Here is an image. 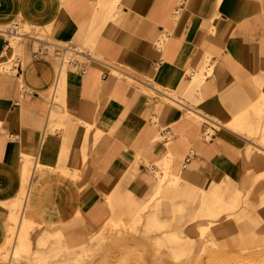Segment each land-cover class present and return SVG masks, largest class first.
Listing matches in <instances>:
<instances>
[{
  "label": "crops",
  "instance_id": "obj_1",
  "mask_svg": "<svg viewBox=\"0 0 264 264\" xmlns=\"http://www.w3.org/2000/svg\"><path fill=\"white\" fill-rule=\"evenodd\" d=\"M16 20L36 39L0 34V66L21 60L0 70V248L22 196L35 232L88 231L175 181L177 206L251 191L264 230V0H0Z\"/></svg>",
  "mask_w": 264,
  "mask_h": 264
},
{
  "label": "rangeland",
  "instance_id": "obj_2",
  "mask_svg": "<svg viewBox=\"0 0 264 264\" xmlns=\"http://www.w3.org/2000/svg\"><path fill=\"white\" fill-rule=\"evenodd\" d=\"M5 27L0 26V30ZM25 30L32 29L26 26ZM43 34L41 39H46V33ZM11 44L21 54L29 42L12 38ZM55 57L57 63L62 60V55ZM68 57L72 60V54ZM12 67L14 64L9 61L0 70L10 72ZM188 117L203 125L201 116L188 113ZM207 131L213 134L210 129ZM260 144L264 146V141ZM162 170L161 185L171 171L170 168ZM177 187L176 181L170 182L147 200L139 201V206L108 203V220L88 231L49 228L35 232L43 225L26 221L30 210L25 211L22 196V201L15 206L18 213L13 217L11 237L0 248V264H164L160 257L168 260V264H196L211 254L210 258L214 259L211 264H230L237 258L264 252V230L257 228L254 217L243 213V209L256 211L249 206L251 191L242 199L238 191L234 196H225L217 189L216 196L195 203L186 198L184 205L181 200L177 206L171 194V189ZM259 262L244 264H264Z\"/></svg>",
  "mask_w": 264,
  "mask_h": 264
},
{
  "label": "built area",
  "instance_id": "obj_3",
  "mask_svg": "<svg viewBox=\"0 0 264 264\" xmlns=\"http://www.w3.org/2000/svg\"><path fill=\"white\" fill-rule=\"evenodd\" d=\"M25 25L20 21L16 20L11 22L8 26H6L3 30H0V34L5 37L7 46L11 45L12 38L18 39H36L34 30H29L28 32L25 30ZM56 47L57 52L62 55V63L67 64L68 59L67 56L72 54V51L69 47L63 45H54ZM68 49L70 51H68ZM45 51L40 50L39 52L34 54V58H38L40 55L44 54ZM14 64V66H20L21 60L18 58H12L10 60ZM209 137L210 134L206 133Z\"/></svg>",
  "mask_w": 264,
  "mask_h": 264
},
{
  "label": "bare ground",
  "instance_id": "obj_4",
  "mask_svg": "<svg viewBox=\"0 0 264 264\" xmlns=\"http://www.w3.org/2000/svg\"><path fill=\"white\" fill-rule=\"evenodd\" d=\"M186 236V235H185ZM185 238V237H184ZM207 250V249H206ZM207 252H209V251H207ZM260 253V252H259ZM259 253H257V255L256 256H251V257H246V258H244V259H239V258H237V259H235L236 258V255H235V260H234V262L233 263H230V264H244V263H251V262H257V261H263L264 262V252L263 253H261V254H259ZM259 254V255H258ZM158 255V254H157ZM213 254H211L210 256H209V258L207 259V260H205V261H197L196 262V264H211L212 262L214 263V259H211L210 257L212 256ZM220 254H218V256H219ZM161 256V255H160ZM164 256V255H163ZM217 256V257H218ZM125 257V256H124ZM219 257H222V256H219ZM234 257V256H233ZM241 257V256H240ZM175 258H177V257H175ZM213 258H216V257H213ZM159 259H161L160 261H163L162 263H164V264H168L169 263V261L168 260H164V259H162V257H160ZM219 259V258H218ZM216 260V259H215ZM227 260V259H226ZM159 261V260H158ZM217 261V260H216ZM217 262H221V260L220 261H217ZM222 262H225V260L224 261H222ZM259 262V263H260ZM226 263V262H225ZM225 263H223V264H225ZM123 264V263H122ZM183 264V263H182ZM187 264V263H186ZM229 264V263H228ZM258 264V263H257ZM261 264V263H260Z\"/></svg>",
  "mask_w": 264,
  "mask_h": 264
}]
</instances>
